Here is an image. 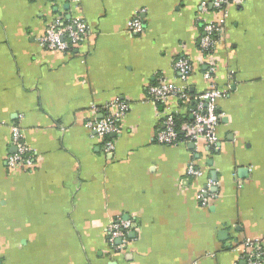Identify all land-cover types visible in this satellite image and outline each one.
Masks as SVG:
<instances>
[{
  "label": "crops",
  "instance_id": "1",
  "mask_svg": "<svg viewBox=\"0 0 264 264\" xmlns=\"http://www.w3.org/2000/svg\"><path fill=\"white\" fill-rule=\"evenodd\" d=\"M224 9L211 0H0V264H233L235 245L264 244V0ZM75 16L84 41L67 52L40 44L50 22ZM208 22L221 30L204 53ZM180 55L192 64L193 95L225 91L216 149L156 139L167 105L147 89L160 76L182 83ZM115 99L128 107L108 152L86 122ZM168 106L187 114L176 98ZM13 126L33 150L30 166L7 163ZM190 163L201 176L187 173ZM208 179L215 196L202 206ZM118 215L131 223L121 249L107 231Z\"/></svg>",
  "mask_w": 264,
  "mask_h": 264
},
{
  "label": "built area",
  "instance_id": "2",
  "mask_svg": "<svg viewBox=\"0 0 264 264\" xmlns=\"http://www.w3.org/2000/svg\"><path fill=\"white\" fill-rule=\"evenodd\" d=\"M78 3L79 0H73ZM212 6L225 13L224 6L227 0H211ZM220 22V21H219ZM221 24L217 22H208L203 26V35L199 41V47L204 53H208L214 46L217 34L221 30ZM143 29L141 18L135 16L128 25V31L139 33ZM87 25L81 16L70 17L69 19H56L48 24L44 33L40 35L39 42L48 50L67 52L69 48L86 39ZM173 68L178 74L180 85H174L163 77H158L156 82L147 89L148 96L163 105H167L164 125L157 132L156 139L161 143L174 144L178 141L195 143L203 139L209 147L216 149L218 147V138L216 135V126L218 123L217 101L225 91L214 86L209 87L195 95H191L187 85L188 77L192 70V64L189 59L183 55L178 56L173 63ZM213 67H209L205 72V77L209 78ZM178 99V104L190 114V120L176 127L174 121V111L169 108L170 98ZM193 99V105L190 101ZM128 105L125 101L115 99L103 107L104 116L91 119L86 122V126L92 133L104 139V149L111 152L114 144L107 136L118 130L119 118L125 113ZM116 108V112H110V109ZM11 134V143L15 151L8 155L7 163L10 167L30 166L33 162V150L23 141L22 133L17 126H13ZM181 133V134H180ZM182 135V138L180 137ZM202 169L190 163L187 173L193 177L202 175ZM212 180L199 188L197 199L202 206L208 205L211 198L215 196L212 191ZM108 238L114 243L115 248L121 249L125 246L128 235L131 231V223L121 215L112 219L107 228ZM116 241H118L116 243ZM237 251V258L233 264H264V244L259 241L245 240L233 247Z\"/></svg>",
  "mask_w": 264,
  "mask_h": 264
},
{
  "label": "trees",
  "instance_id": "3",
  "mask_svg": "<svg viewBox=\"0 0 264 264\" xmlns=\"http://www.w3.org/2000/svg\"><path fill=\"white\" fill-rule=\"evenodd\" d=\"M190 92H191V91H190ZM191 95H193L192 92H191ZM189 103H190V105H193V104H194V103H193V99H192V101H190ZM189 120H190V117H188V114H185V116L182 115V114H179V113L174 114V121H175V123H176V127H177V128H179V127L181 126L182 123H184V122H186V121H189ZM180 134H181V133H180ZM180 137L182 138V135H180Z\"/></svg>",
  "mask_w": 264,
  "mask_h": 264
}]
</instances>
